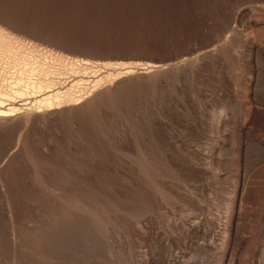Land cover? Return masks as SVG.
Segmentation results:
<instances>
[{
	"label": "rangeland",
	"instance_id": "374dc122",
	"mask_svg": "<svg viewBox=\"0 0 264 264\" xmlns=\"http://www.w3.org/2000/svg\"><path fill=\"white\" fill-rule=\"evenodd\" d=\"M0 31V81L121 64L0 118V264H264V0H0Z\"/></svg>",
	"mask_w": 264,
	"mask_h": 264
},
{
	"label": "bare ground",
	"instance_id": "6f19581e",
	"mask_svg": "<svg viewBox=\"0 0 264 264\" xmlns=\"http://www.w3.org/2000/svg\"><path fill=\"white\" fill-rule=\"evenodd\" d=\"M8 48V39L0 31V54H10ZM11 55L17 58V53L13 52ZM21 56L20 62L11 65L14 72L1 77L0 118H10L20 110L21 106L13 104L15 100H24L18 104H29L26 108L37 111L52 109L66 103L76 104L88 91L87 89L92 90L100 80L98 78L91 86H84V79L79 77L82 74L81 71L85 73V70L90 67L121 66L118 62L91 61L87 58L55 54L50 50L46 56H43L42 61L33 59L27 54ZM118 73L120 72H116ZM106 75L114 74L108 72ZM29 98L32 99L29 100Z\"/></svg>",
	"mask_w": 264,
	"mask_h": 264
}]
</instances>
